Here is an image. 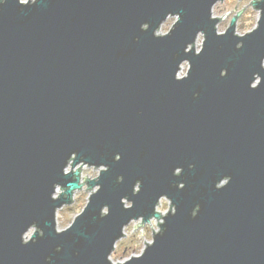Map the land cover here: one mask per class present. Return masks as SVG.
I'll return each mask as SVG.
<instances>
[{"label":"water","instance_id":"obj_1","mask_svg":"<svg viewBox=\"0 0 264 264\" xmlns=\"http://www.w3.org/2000/svg\"><path fill=\"white\" fill-rule=\"evenodd\" d=\"M209 3L41 0L22 12L16 0L0 6V264H46V256L51 264H107L120 225L150 212L161 192L177 213L129 264H264V81L248 88L251 74L261 72L264 17L236 50L231 29L213 34ZM168 11L182 15L170 37L139 31L141 22L155 25ZM200 28L207 29L204 52L185 57L184 43ZM183 58L192 68L176 82L172 73ZM221 67L228 68L222 79ZM71 151L110 170L74 227L56 235L52 209L70 205L74 191L65 186L55 202L48 193L53 182L76 186L60 174ZM115 152L121 160L113 163ZM177 166L186 184L180 191L170 187L181 180L171 175ZM117 175L123 183H115ZM222 175L232 179L217 191ZM135 179L142 191L131 196ZM125 194L135 201L128 211L119 204ZM103 203L110 215L98 219ZM33 220L45 234L22 246L19 234Z\"/></svg>","mask_w":264,"mask_h":264},{"label":"clouds","instance_id":"obj_2","mask_svg":"<svg viewBox=\"0 0 264 264\" xmlns=\"http://www.w3.org/2000/svg\"><path fill=\"white\" fill-rule=\"evenodd\" d=\"M255 5L264 4V0H253ZM19 5V10L22 12L25 7H33L41 3V0H16ZM6 4V0H0V6ZM208 20L212 23V32L219 38L224 37L229 29L232 30V35L238 38L233 47L240 50L244 47V38L257 31L260 27L262 17H264V8L253 7L252 2L246 3H225V0H210L208 6ZM182 19L181 11L165 12L163 17L159 19L155 25L145 20L139 24V31L147 32L151 29V36L153 39H165L172 35V33L179 26ZM237 20H242L244 31H237L234 27ZM236 34H233V33ZM138 40V37H133ZM207 42V29H197L190 40L184 43L182 51L185 57L191 54L193 57L200 56L205 49ZM178 53L173 52V60H176ZM259 66L261 72H264V56L259 57ZM192 68V62L189 58L179 59L175 64L172 73V79L176 82L184 81L189 77ZM261 72H253L248 81V88L256 90L264 81V76ZM228 74L227 67H221L219 70V77L222 79ZM193 98H196L199 93L193 92ZM121 160V154L115 152L112 154L113 163ZM194 164H188V169H194ZM109 165L106 163L89 162L83 155L76 151L68 153L60 168V174L68 177L71 175L72 180L76 186L73 188L71 184L63 185L59 182H53L51 191L48 193V198L55 202L62 200L65 186L69 190L76 192H87L88 198L81 207L71 216L64 215L65 209L61 206H54L52 209V231L56 235H60L71 230L76 224L77 219L82 216L88 206L91 198L100 192L102 185L99 183L100 177L103 173L108 172ZM184 168L181 166L174 167L171 175L174 177H181L179 182H174L170 187H175L177 191L183 190L186 186L185 177L183 176ZM75 177V179H73ZM230 175H222L215 180L213 188L217 191L224 189L231 182ZM124 181L122 175L115 177V183L121 184ZM142 180L135 179L131 184L130 195L137 196L142 191ZM119 204L124 211L131 210L135 206V201L130 199L129 194L120 196ZM200 211V205L195 204L189 211V216L195 218ZM177 213V205L167 192L159 193L151 204V211L148 213H139L134 216H129L126 222H123L119 228V235L112 240L109 251L105 255L107 264H129L133 260H140L144 257L146 251L153 247L157 236H162L166 231V220L170 216H175ZM110 215V205L103 203L97 211V218L104 219ZM44 231L40 228L35 220L23 226L19 234V241L22 246H27L31 242L37 243L44 236ZM56 252L61 251V245H57ZM77 253H73L76 255ZM46 264H51V257H45Z\"/></svg>","mask_w":264,"mask_h":264},{"label":"rangeland","instance_id":"obj_3","mask_svg":"<svg viewBox=\"0 0 264 264\" xmlns=\"http://www.w3.org/2000/svg\"><path fill=\"white\" fill-rule=\"evenodd\" d=\"M253 0H225V3H229V4H235L237 2L239 3H246V2H252ZM246 25L243 24L242 20H237L236 25H235V29L237 31H244V27ZM88 197V193L87 192H76L74 191L73 196H72V203L70 205H65L62 208L65 209L64 211V215L66 216H71L73 215L78 209L79 207L82 206V204L86 201Z\"/></svg>","mask_w":264,"mask_h":264},{"label":"bare ground","instance_id":"obj_4","mask_svg":"<svg viewBox=\"0 0 264 264\" xmlns=\"http://www.w3.org/2000/svg\"><path fill=\"white\" fill-rule=\"evenodd\" d=\"M72 201H73V199H72Z\"/></svg>","mask_w":264,"mask_h":264}]
</instances>
